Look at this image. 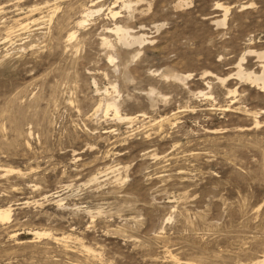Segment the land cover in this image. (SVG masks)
I'll use <instances>...</instances> for the list:
<instances>
[{
	"label": "rangeland",
	"instance_id": "obj_1",
	"mask_svg": "<svg viewBox=\"0 0 264 264\" xmlns=\"http://www.w3.org/2000/svg\"><path fill=\"white\" fill-rule=\"evenodd\" d=\"M181 1L0 0V264L264 260V0Z\"/></svg>",
	"mask_w": 264,
	"mask_h": 264
},
{
	"label": "bare ground",
	"instance_id": "obj_2",
	"mask_svg": "<svg viewBox=\"0 0 264 264\" xmlns=\"http://www.w3.org/2000/svg\"><path fill=\"white\" fill-rule=\"evenodd\" d=\"M182 1L180 0V2H178V5H181ZM189 3V1H188ZM130 4V3H129ZM177 5V6H178ZM187 5V3H186ZM220 6V4H218ZM217 5V6H218ZM130 7V5H127ZM218 6V7H219ZM222 7V6H221ZM227 10L228 8H225V14L227 13ZM229 12V11H228ZM93 13V11L90 10V12L87 13V17L88 16H91V14ZM118 13V12H117ZM116 12L113 14L115 15ZM224 14V19H222L221 21H219L220 24H224L225 25V19L227 18ZM228 14V13H227ZM226 14V15H227ZM93 15V14H92ZM86 20V19H85ZM87 21V20H86ZM158 28V27H157ZM159 29V28H158ZM115 32H117L119 34V41H121L124 45H131L133 43H141L142 42V37L141 36H134V35H130L128 30L126 29H122L121 27H117ZM72 37L74 36V34L71 35ZM130 38V39H129ZM106 40V39H105ZM120 42V43H121ZM105 43H109L108 40L105 41ZM142 44V43H141ZM134 45V44H133ZM261 57L262 59L264 58V55L262 56H259ZM264 61V60H263ZM240 65V64H239ZM240 71V70H239ZM241 73V72H240ZM243 74V73H242ZM240 75V74H239ZM249 76V75H248ZM251 77V76H250ZM254 80H258V81H261L262 83V88L264 89V69L262 70V74H259V76H256L254 77ZM109 106V105H108ZM114 106V109H115V114L117 115V107L115 105ZM122 119V118H121ZM10 217V211L9 209H1L0 208V220H6ZM45 233V232H44ZM39 234V233H38ZM46 234V233H45ZM48 234V233H47ZM255 264H264V260L262 261H258L256 262Z\"/></svg>",
	"mask_w": 264,
	"mask_h": 264
}]
</instances>
